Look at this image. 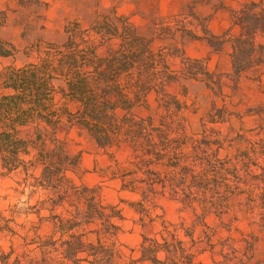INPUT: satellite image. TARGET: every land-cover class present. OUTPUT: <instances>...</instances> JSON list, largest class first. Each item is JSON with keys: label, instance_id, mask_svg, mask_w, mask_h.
Masks as SVG:
<instances>
[{"label": "trees", "instance_id": "obj_1", "mask_svg": "<svg viewBox=\"0 0 264 264\" xmlns=\"http://www.w3.org/2000/svg\"><path fill=\"white\" fill-rule=\"evenodd\" d=\"M181 15L186 16L156 23L154 37L202 38L216 52L229 43V73L210 71L181 47L154 48L153 38L114 11L96 14L87 27L69 22L61 42L25 47L20 65L18 51L0 41V58L12 59L0 69V176L21 175L14 191L27 192L26 201L0 206V264H199L204 255L212 264H252V240L242 238L239 247L230 236L215 240L206 219L244 218L264 226V138L231 125L222 128L234 117L224 78L235 90L242 74L264 61L256 42L264 37V0L234 11L243 26L238 35L230 30L213 35L208 20L189 11L198 36L194 28L171 24ZM190 81L203 83L222 101L210 102L195 130L187 116L195 102L186 100V88L182 85L185 100L168 92ZM150 94L156 96V115L138 116L134 109ZM72 125L101 150L126 146L142 157L128 167L114 161L107 178L119 182L118 192L137 197L119 200L138 216L135 224L159 220V229L141 234L137 247L119 241L124 220L119 204L104 203L100 185L75 186L69 179L80 155L70 153L56 131ZM70 190L77 203L65 207ZM164 196L193 212L189 225L154 213L156 199ZM224 227L230 231L231 224Z\"/></svg>", "mask_w": 264, "mask_h": 264}, {"label": "rangeland", "instance_id": "obj_2", "mask_svg": "<svg viewBox=\"0 0 264 264\" xmlns=\"http://www.w3.org/2000/svg\"><path fill=\"white\" fill-rule=\"evenodd\" d=\"M249 0H0V41L9 43L17 51L15 64H21V51L38 41L61 42L64 40V27L73 21H77L81 26L87 27L96 14L114 11L119 15L127 17L136 28L138 33L147 38L154 39V47L179 48L181 47L189 57H198L212 70L219 69L227 71L229 69L228 47L223 52H214L204 39H190L181 36L180 33L175 38L158 39L154 37L155 24L177 14L181 15L171 24L186 25L189 28L197 26L198 22L188 16L189 11H193L198 17L206 18L209 22L210 32L221 34L227 29L237 35L241 32V26L235 21L234 11L240 9L241 4ZM175 26V25H173ZM199 27V26H198ZM198 36H201L199 29H195ZM257 42L264 45V39L258 38ZM12 63V59L0 58V69ZM176 65H178L176 63ZM186 88V100L188 103L195 102L194 108L187 112L192 129H197L199 118L209 108L210 102L216 99L209 94L203 84L191 81L182 82L168 89L171 95L177 96L180 100H185L182 96ZM232 82H227L224 92L232 102L230 112L234 114L231 124L222 125L224 131L231 126L237 130H243L254 139L264 138V67L257 72H249L239 81L238 87L233 90ZM155 95L147 97L146 103L136 107V113L146 115V106L155 107ZM219 106L222 105L220 98H217ZM197 109L194 113V109ZM31 129L22 131V135H28ZM57 138L66 144L72 154H79L81 157L80 170L69 173L71 180L76 184L86 183L96 184L98 172L110 164V158H114L123 164L136 163L141 160L134 157L128 148H120L115 152H103L86 137L81 127L77 125L62 126L56 131ZM21 175L11 174L0 177V204L7 206L16 203L17 200L23 202L27 199V193L18 195L13 188L15 181L20 180ZM6 196V199L4 197ZM104 196L115 202L118 201L113 190H104ZM37 197H35L36 199ZM66 202L74 203L75 197L72 192L66 197ZM123 213L126 217V233L121 235L122 241L135 245L139 240V234L145 232L152 234L159 228V222L147 224L144 228L133 225L131 220L136 218L131 210L125 205ZM155 214L163 217L171 223L183 222L189 225L194 219L193 212L180 202L168 196L157 198L155 201ZM209 226L216 230L215 240L230 236L241 246L239 242L242 238L252 240L254 243V254L257 259L264 258V226L252 222L249 219L240 218L237 222H232L229 218H224L221 222L217 218L210 216L206 219ZM224 224H231L230 231H227ZM220 259V258H217ZM199 264H212L210 258L205 255L199 260Z\"/></svg>", "mask_w": 264, "mask_h": 264}, {"label": "crops", "instance_id": "obj_3", "mask_svg": "<svg viewBox=\"0 0 264 264\" xmlns=\"http://www.w3.org/2000/svg\"><path fill=\"white\" fill-rule=\"evenodd\" d=\"M258 0H249L248 2H245L244 4H246V3H250V2H257ZM242 5L243 4H241V6H240V8L242 7ZM178 15V14H177ZM240 16H238V17H235V21L236 22H238L239 24H240V26H241V32L240 33H238V34H241L242 32H243V26H242V24H241V22H240ZM208 29L210 30V28H209V22H208ZM228 30H230L231 31V29H227V30H225V31H223L221 34H218V35H222L223 33H225L226 31H228ZM212 33V32H211ZM140 34V33H139ZM213 35H216V36H218L217 34H214V33H212ZM237 34V35H238ZM258 38H263L264 39V37H261V36H258L257 38H256V42H257V39ZM199 39V38H198ZM202 39V38H201ZM197 40V39H196ZM205 40V39H204ZM206 41V40H205ZM206 43H207V41H206ZM208 44V43H207ZM257 44H259L258 42H257ZM260 45H262V44H260ZM209 46V45H208ZM263 46V49H264V45H262ZM153 47H154V39H153ZM210 47V46H209ZM225 47H228V49L230 50L229 51V53L227 54V56L229 57V69L227 70V71H221V70H219V69H214V70H212L210 67H208L209 68V70L210 71H213V72H215V73H222V74H227V73H229L230 71H231V59H230V52H231V49H230V46H229V43L228 44H226L224 47H223V49H222V51H220V52H216V51H214L213 50V48H211L214 52H216V53H221V52H223V50L225 49ZM155 48V47H154ZM263 53H264V50H263ZM184 54H185V52H184ZM185 56H187L186 54H185ZM187 57H189V56H187ZM189 58H194V59H200V58H198V57H189ZM175 63H177V61H175ZM208 66V65H207ZM264 67V61H263V63L260 65V67L257 69V72H259V70L260 69H262ZM255 71V70H254ZM249 72H253V71H248V72H246V73H244V74H242V76L240 77V80H241V78L244 76V75H246V74H248ZM239 80V81H240ZM224 81H225V86H226V83L229 81L228 79H226V78H224ZM191 82V81H190ZM195 82V81H194ZM229 82H231V81H229ZM197 83H200V82H197ZM200 84H203V83H200ZM238 84H239V82H238ZM176 85H178V84H176ZM204 85V84H203ZM173 86H175V85H173ZM225 86L223 87V93L225 94V92H224V89H225ZM172 87V86H171ZM237 87H238V85H237ZM206 88V87H205ZM187 91V90H186ZM208 92H209V90H208ZM209 94H211L210 92H209ZM150 95H152V94H150ZM149 95V96H150ZM212 95V94H211ZM187 96V95H186ZM217 102H218V100H217ZM146 109V108H145ZM146 111L148 112L146 115H149V114H152V115H154L155 114V112H156V106L155 107H151V106H148V108L146 109ZM134 113H136V108L134 109ZM138 116H146V115H139L138 113H136ZM156 115V114H155ZM73 126V125H72ZM69 127V126H68ZM59 129V128H58ZM86 135V134H85ZM87 137V136H86ZM88 138V137H87ZM89 139V138H88ZM90 140V139H89ZM91 141V140H90ZM92 142V141H91ZM93 143V142H92ZM94 144V143H93ZM95 145V144H94ZM65 146H66V144H65ZM95 147H96V145H95ZM66 148H67V146H66ZM97 148V147H96ZM121 148H128V147H126V146H123V147H121ZM68 149V148H67ZM98 150H101V149H99V148H97ZM120 149V148H119ZM119 149H117V150H119ZM128 149H130V148H128ZM117 150H107V151H104V150H101V151H103V152H115V151H117ZM131 150V149H130ZM69 151V150H68ZM70 152V151H69ZM131 152H132V150H131ZM71 153V152H70ZM132 154H133V152H132ZM133 156L134 157H139L141 160H139L138 162H136V163H128V164H123V163H120V162H118L115 158H114V156L113 157H111L110 158V164H108L107 166H105L104 168H102V170H100V172H98V174H97V176H98V181H97V183L96 184H92V185H89V184H86V183H81V184H76V183H74V181L73 180H71V178H70V176H69V173H72V172H74V171H79L80 170V163H81V157H80V161H79V165L77 166V168H72L71 169V171L70 172H68L67 173V175H68V177H69V179L72 181V183L75 185V186H81V185H84V186H87V187H94V186H96V185H100L102 188H101V197H102V200L104 201V203H113V204H119V207L122 209V215H123V217H124V220L121 222V226H122V233L119 235V241L120 242H122L123 244H125L126 246H129V247H137V245L139 244V242H140V240H141V237H140V235L141 234H146V235H152V234H154L155 232H153L152 234H147V233H145V232H142L141 234H139V240L137 241V243L135 244V245H130V244H128V243H126V242H124V241H122V239H121V235H123V234H125L126 233V228H127V225L125 224L126 222H127V220L128 219H126V217L124 216V213H123V206L122 205H125L129 210H131L132 212H133V210L132 209H130L126 204H124V203H119V200L120 199H122V200H136L137 199V197L136 196H134V195H132V194H129V193H127V192H118V188H119V182L118 181H108L107 180V178H108V175H109V172H110V170L111 169H109L110 167H112L113 166V164H114V161H116V162H118L121 166H123V167H128V166H131L132 164H137V163H140L141 161H142V157L139 155H135V154H133ZM2 170H1V168H0V172H1ZM7 176H9V175H7ZM0 177H4V176H0ZM107 188H109V189H111V190H113L114 192H115V194H116V198L118 199V201L117 202H115V201H113V200H110V199H108V198H106L105 196H104V190L105 189H107ZM13 190H14V188H13ZM15 192V191H14ZM70 192H72L73 193V195H74V197H75V194H74V192L73 191H69L66 195H65V197H64V201H65V207L68 205V203L66 202V197L69 195V193ZM16 193V192H15ZM27 193V192H26ZM20 196V195H19ZM35 197H37L36 199H35ZM39 198V195L38 194H36V195H34L31 199H30V203L31 204H33L37 199ZM4 199H6V196L4 197ZM19 200H17V202H18ZM26 201V200H25ZM16 202V203H17ZM24 202V201H23ZM77 202H76V197H75V202L74 203H69V204H76ZM12 204H14V203H12ZM20 205H22V204H20ZM0 206L1 207H5V206H3V205H1L0 204ZM58 210H61V208H59ZM133 214L136 216V218H133L132 220H131V222H132V224L135 226V225H138V224H135L134 223V220H136L137 219V215L133 212ZM22 220V218H20V221ZM158 220V219H157ZM157 220L155 221V222H157ZM240 220V219H239ZM249 220H251V219H249ZM252 222H254V223H257V224H259L258 222H256V220H251ZM155 222H152V223H149V222H147L143 227H140L139 225V227L140 228H144L147 224H153V223H155ZM158 222H159V220H158ZM259 225H261V224H259ZM236 246H237V242H236ZM239 247V246H238ZM205 256V255H204ZM202 257V256H201ZM200 257V258H201ZM256 261H264V258H262V259H257L256 257H255V254H254V250H253V261H252V264H256L255 262Z\"/></svg>", "mask_w": 264, "mask_h": 264}]
</instances>
